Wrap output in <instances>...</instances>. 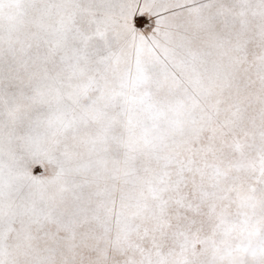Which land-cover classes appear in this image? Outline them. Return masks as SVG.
<instances>
[{
    "label": "snow or ice",
    "instance_id": "snow-or-ice-1",
    "mask_svg": "<svg viewBox=\"0 0 264 264\" xmlns=\"http://www.w3.org/2000/svg\"><path fill=\"white\" fill-rule=\"evenodd\" d=\"M0 264H264V0H0Z\"/></svg>",
    "mask_w": 264,
    "mask_h": 264
}]
</instances>
